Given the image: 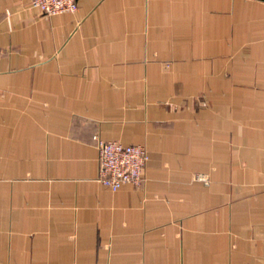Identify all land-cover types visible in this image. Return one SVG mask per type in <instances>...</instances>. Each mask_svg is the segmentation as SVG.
Segmentation results:
<instances>
[{"label":"crops","instance_id":"obj_1","mask_svg":"<svg viewBox=\"0 0 264 264\" xmlns=\"http://www.w3.org/2000/svg\"><path fill=\"white\" fill-rule=\"evenodd\" d=\"M29 3L0 0V264H264V0ZM97 138L146 147L140 187Z\"/></svg>","mask_w":264,"mask_h":264},{"label":"built area","instance_id":"obj_2","mask_svg":"<svg viewBox=\"0 0 264 264\" xmlns=\"http://www.w3.org/2000/svg\"><path fill=\"white\" fill-rule=\"evenodd\" d=\"M29 6L42 14L73 12L77 0H30ZM97 180L112 191L123 184L140 187L149 161V152L141 144H123L117 140L97 138Z\"/></svg>","mask_w":264,"mask_h":264},{"label":"rangeland","instance_id":"obj_3","mask_svg":"<svg viewBox=\"0 0 264 264\" xmlns=\"http://www.w3.org/2000/svg\"><path fill=\"white\" fill-rule=\"evenodd\" d=\"M201 178H203L202 176H201ZM143 184V183H142Z\"/></svg>","mask_w":264,"mask_h":264}]
</instances>
